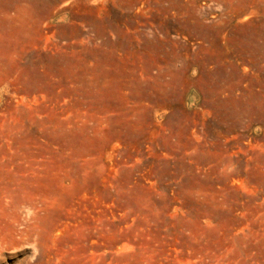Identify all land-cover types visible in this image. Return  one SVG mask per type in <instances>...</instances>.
<instances>
[{
	"label": "rangeland",
	"instance_id": "obj_1",
	"mask_svg": "<svg viewBox=\"0 0 264 264\" xmlns=\"http://www.w3.org/2000/svg\"><path fill=\"white\" fill-rule=\"evenodd\" d=\"M261 7L0 0V264H264V72L208 59Z\"/></svg>",
	"mask_w": 264,
	"mask_h": 264
},
{
	"label": "crops",
	"instance_id": "obj_2",
	"mask_svg": "<svg viewBox=\"0 0 264 264\" xmlns=\"http://www.w3.org/2000/svg\"><path fill=\"white\" fill-rule=\"evenodd\" d=\"M227 12L225 15L221 14L220 19H216L215 49L208 56L209 62L214 64L216 78L226 82L261 79L258 75L260 71L264 72V44L260 42L262 39H258L254 46H244L240 44L239 38L256 32L264 35V7L243 10L231 8ZM257 17L263 19L257 20ZM249 66L257 72L253 73L256 77L247 76L244 68ZM255 66L257 67L254 68ZM207 73L211 72L207 70Z\"/></svg>",
	"mask_w": 264,
	"mask_h": 264
}]
</instances>
